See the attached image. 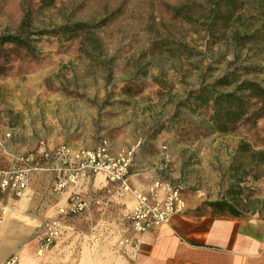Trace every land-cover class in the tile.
<instances>
[{"label": "rangeland", "instance_id": "1", "mask_svg": "<svg viewBox=\"0 0 264 264\" xmlns=\"http://www.w3.org/2000/svg\"><path fill=\"white\" fill-rule=\"evenodd\" d=\"M209 8V0H0V35L29 37L30 46L0 47L3 111L13 116L14 132L24 144L116 145L141 124L140 99L127 101L123 87L157 86L164 97L184 96L232 72L264 86V72L236 71L264 68V44L236 49L235 25L220 26L218 38H210ZM76 24L90 28L36 34ZM249 105V115L261 107L256 100ZM204 126L216 135L212 169L219 181L217 195L209 191L207 199L264 215V118H246L226 134ZM189 127L176 133H201L202 125Z\"/></svg>", "mask_w": 264, "mask_h": 264}, {"label": "crops", "instance_id": "2", "mask_svg": "<svg viewBox=\"0 0 264 264\" xmlns=\"http://www.w3.org/2000/svg\"><path fill=\"white\" fill-rule=\"evenodd\" d=\"M123 88L119 90L127 101L133 95L140 99L137 114L141 124L134 133L127 129L121 141L113 145L120 150L141 142L131 168L132 187L147 193L159 177L165 186L181 185L186 212L172 217L164 226L138 234L127 221L135 205L134 197L108 192L111 185L103 175L88 183L81 181L59 194L53 191L52 174L37 173L23 198L0 194V201L8 207L7 213L0 216V264L17 254L19 264H264L261 210L247 212L236 208L238 215H233L207 205L218 202L207 199V195L209 191L217 193L219 182L213 180L217 175L212 169V138L216 135L207 133L204 126L211 109L198 107L193 99L191 104L181 106L192 91L184 96L164 97L157 86L135 92ZM2 91L0 80V136L14 131L13 116L3 111ZM193 109H197L196 113ZM176 118L179 123L171 121ZM167 121L170 122L165 130L154 132ZM195 122L202 125L201 133H176L179 127L190 131V123ZM5 145L6 149L0 152L3 167L13 155L31 151L37 143L24 144L14 132L13 140ZM49 145L53 148L60 144ZM68 145L74 150L93 147L81 142ZM163 164L168 168L162 176L159 167ZM164 187L159 191L161 198ZM73 194L89 205L87 212L69 219L58 243L49 251L40 252V232L59 209L69 205Z\"/></svg>", "mask_w": 264, "mask_h": 264}, {"label": "built area", "instance_id": "3", "mask_svg": "<svg viewBox=\"0 0 264 264\" xmlns=\"http://www.w3.org/2000/svg\"><path fill=\"white\" fill-rule=\"evenodd\" d=\"M14 131L0 136V152L6 149L5 143L12 141ZM141 146L117 150L108 140H102L88 149L74 150L68 144L51 148L49 142L41 140L36 148L13 155L6 167L0 166V194L21 199L27 193L31 181L37 173L54 176L53 191L63 193L81 181L91 182L97 175H103L113 194H130L135 205L127 215L131 228L138 234H145L169 223L176 215L184 214L187 203L181 185H166L162 177L150 187L147 193L133 188L130 183L131 168ZM168 166L163 164L159 171L167 174ZM165 186V187H164ZM164 187V194L159 196ZM89 205L77 194H73L66 208L59 209L56 216L40 232V252L52 249L63 236L66 222L84 215ZM8 207L0 201V216L7 213ZM19 256H11L3 264H19Z\"/></svg>", "mask_w": 264, "mask_h": 264}, {"label": "trees", "instance_id": "4", "mask_svg": "<svg viewBox=\"0 0 264 264\" xmlns=\"http://www.w3.org/2000/svg\"><path fill=\"white\" fill-rule=\"evenodd\" d=\"M209 15L205 26L210 38H218L215 33L220 26L229 27L235 25L231 41L236 49H243L248 46H259L264 44V0H209ZM30 22V16H25L22 27ZM90 28L89 25L76 24L66 26L59 30L40 31L36 34L41 37L45 35L72 34L77 31H84ZM222 38V37H221ZM13 45L16 47L30 48L29 37L23 38L16 35H0V47ZM179 47V50H184ZM244 70L248 73L264 72L260 67H240L236 71ZM237 73H227L212 85L202 86L200 89L192 91L188 99L181 103V106L194 104L200 108L211 109L208 123L210 131L215 133H231L244 119L252 118L254 121L264 118V86L252 80H237ZM235 85L232 91H221L229 85ZM256 100V104L261 105L254 113L249 115L250 102ZM197 111V109H193ZM179 123L177 118L171 120ZM166 123L157 126L155 133L165 130ZM208 206L227 211L230 214L238 215L236 207L225 201L210 202Z\"/></svg>", "mask_w": 264, "mask_h": 264}]
</instances>
